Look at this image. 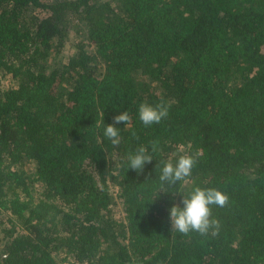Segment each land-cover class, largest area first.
Returning a JSON list of instances; mask_svg holds the SVG:
<instances>
[{"label": "trees", "instance_id": "16d2710c", "mask_svg": "<svg viewBox=\"0 0 264 264\" xmlns=\"http://www.w3.org/2000/svg\"><path fill=\"white\" fill-rule=\"evenodd\" d=\"M74 31L84 42L50 67ZM0 76V264H264V0H0ZM161 102L167 117L139 121ZM184 153L192 174L168 190L226 193L216 236L176 233L182 193L157 195L160 162Z\"/></svg>", "mask_w": 264, "mask_h": 264}, {"label": "clouds", "instance_id": "9594fccd", "mask_svg": "<svg viewBox=\"0 0 264 264\" xmlns=\"http://www.w3.org/2000/svg\"><path fill=\"white\" fill-rule=\"evenodd\" d=\"M138 119L145 126L160 123L168 115V105L158 103L152 105L141 103L138 106ZM130 119L127 110L119 111L113 117L114 124H104L102 134L112 145H118L121 142L120 127L116 126L120 122H128ZM157 151L154 142L151 148L140 145L128 153L125 167L127 170L141 172L146 163L153 161V154ZM196 163L193 154L184 153L178 155L175 160H164L159 164L158 192L160 193H182L179 191H169L179 182L184 181L192 174L193 167ZM157 170V165H156ZM173 203L168 209L170 227L176 233L187 235L195 232L201 236H216L221 229V222L212 215L213 206L223 207L229 197L226 193L215 187H202L194 185L186 194L182 193L180 204L175 203V197L172 196Z\"/></svg>", "mask_w": 264, "mask_h": 264}, {"label": "rangeland", "instance_id": "374dc122", "mask_svg": "<svg viewBox=\"0 0 264 264\" xmlns=\"http://www.w3.org/2000/svg\"><path fill=\"white\" fill-rule=\"evenodd\" d=\"M79 40H82L84 42L83 34L80 31L71 32L69 34V36L67 37V39L64 43V46L61 49L60 53H58L56 55L52 54L49 57L50 67L58 66V64H62L64 62H66L67 58L75 50V43ZM86 44H87V42H86ZM87 46L89 49H92V47L90 45H87ZM9 78H10L9 76H0V83L3 87H6L9 84V82H10ZM22 168L25 171L32 174V171L34 169V163L30 160H24L23 164H22ZM110 186H111V194L113 195L114 200H115V204H113L112 213H113V216L116 220L121 221L123 219V212H122L121 199L118 197V189L113 184H110ZM187 186H185V187H187ZM38 191H40V187L38 184H35L33 192L37 193ZM8 225H9V221L7 219L6 213H0V239H2L3 234H4L3 228L8 227Z\"/></svg>", "mask_w": 264, "mask_h": 264}]
</instances>
